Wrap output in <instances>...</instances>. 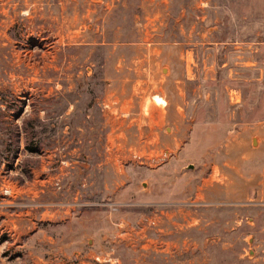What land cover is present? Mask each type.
I'll use <instances>...</instances> for the list:
<instances>
[{"label": "rangeland", "instance_id": "374dc122", "mask_svg": "<svg viewBox=\"0 0 264 264\" xmlns=\"http://www.w3.org/2000/svg\"><path fill=\"white\" fill-rule=\"evenodd\" d=\"M95 259L264 264V0H0V264Z\"/></svg>", "mask_w": 264, "mask_h": 264}, {"label": "bare ground", "instance_id": "6f19581e", "mask_svg": "<svg viewBox=\"0 0 264 264\" xmlns=\"http://www.w3.org/2000/svg\"><path fill=\"white\" fill-rule=\"evenodd\" d=\"M156 102L161 106V105H166V103L162 100V99H159V98H155Z\"/></svg>", "mask_w": 264, "mask_h": 264}, {"label": "built area", "instance_id": "2783aa9c", "mask_svg": "<svg viewBox=\"0 0 264 264\" xmlns=\"http://www.w3.org/2000/svg\"><path fill=\"white\" fill-rule=\"evenodd\" d=\"M155 98H156V97H155ZM155 98H154V102H155L157 105H159V104L156 102ZM159 99H161V98H159ZM164 102H165V101H164ZM162 106H164V105H162ZM93 264H102V263L99 261V259H95V262H94Z\"/></svg>", "mask_w": 264, "mask_h": 264}]
</instances>
